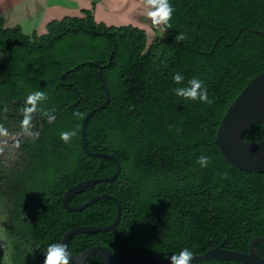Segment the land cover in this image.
<instances>
[{"label":"trees","instance_id":"16d2710c","mask_svg":"<svg viewBox=\"0 0 264 264\" xmlns=\"http://www.w3.org/2000/svg\"><path fill=\"white\" fill-rule=\"evenodd\" d=\"M169 3L174 12L162 24L164 40L151 42L137 26L96 22L93 10L52 21L40 36L7 28L0 14V134L14 140L10 159L0 153V186L11 189L5 227L18 241L33 239L34 230L61 242L73 228L115 220L112 200L81 212L61 202L69 187L117 170L110 159L88 156L80 143L82 119L106 100L97 65L107 66L110 101L88 120L86 143L91 152L115 156L121 172L74 195L69 205L106 193L119 200L122 215L106 233L72 236L69 251L78 255L101 245L118 263L133 255L171 257L184 248L200 255L219 245L248 252L252 239H264V174L237 169L215 144L229 106L264 71V35L250 31H264V0ZM176 73L183 85L174 82ZM192 78L204 82L212 103L176 94ZM35 91L47 99L27 117L26 100ZM65 131L76 132L68 143L60 139ZM244 140H264V122ZM202 155L209 158L206 167L197 162ZM34 210H44L35 225L22 221ZM254 249L264 256L261 242ZM85 264H101L100 257Z\"/></svg>","mask_w":264,"mask_h":264},{"label":"water","instance_id":"95a60500","mask_svg":"<svg viewBox=\"0 0 264 264\" xmlns=\"http://www.w3.org/2000/svg\"><path fill=\"white\" fill-rule=\"evenodd\" d=\"M241 31L242 30H240L239 33H241ZM250 31L264 35V31H259L256 29H251ZM110 63L111 57L109 58L108 65ZM94 64L97 65L96 63ZM97 66L99 69L98 78L105 90L106 100L100 106L88 111L82 119L80 143L83 151L88 156L110 159L115 162L117 170L110 177L87 179L69 187L61 196V202L67 211L81 212L99 200L108 199L112 200L117 205V214L115 220L107 226H79L67 231L60 242L66 246L67 241L72 236L79 234L106 233L110 230H113L119 224L122 215V206L119 200L115 196L106 193L95 195L80 206L69 205V200L74 195L89 187H93L96 184L112 182L119 176L121 172V163L115 156L106 152H91L88 150L86 143V125L88 120L96 112L103 110L110 101V91L105 79L103 78V70L107 66ZM81 99L82 98H80L76 103L80 102ZM51 120L53 121L54 119ZM262 122H264V71L254 77L245 86V88L229 106L220 122L215 144L219 148L226 162L244 172L264 174V140L257 142H246L244 140L245 134ZM23 135L24 134L22 133L21 136ZM10 142L12 143L14 140L12 139ZM255 242H261L264 245V239L261 237L251 240L249 243L248 252L226 249L223 247V245H219L203 254L194 255L192 258V263H201L211 259H221L225 261L239 262L241 264H264V256H261L254 249ZM67 251L73 264H85L87 260L96 255L100 257L101 264H170V257L156 255H133L118 263H115L112 251L109 248L101 245L93 246L78 255L72 254L68 247Z\"/></svg>","mask_w":264,"mask_h":264},{"label":"crops","instance_id":"0c3cea01","mask_svg":"<svg viewBox=\"0 0 264 264\" xmlns=\"http://www.w3.org/2000/svg\"><path fill=\"white\" fill-rule=\"evenodd\" d=\"M86 10H93L94 18L107 26H137L136 19L143 18V0H0L5 26H19L29 36L44 35L50 22L82 17Z\"/></svg>","mask_w":264,"mask_h":264},{"label":"clouds","instance_id":"9594fccd","mask_svg":"<svg viewBox=\"0 0 264 264\" xmlns=\"http://www.w3.org/2000/svg\"><path fill=\"white\" fill-rule=\"evenodd\" d=\"M146 5L151 9L148 13L154 25L167 24L172 18L174 8L169 3V0H145ZM177 40H183L182 35L177 36ZM175 83L183 85L184 76L176 73L173 76ZM178 96L190 100H199L203 103H212L208 96L207 87L202 80L192 78L187 82V85L178 87L174 90ZM47 99L45 92L35 91L28 95L26 104L31 107L25 108L27 117L35 112L40 102ZM54 119V117H49ZM76 135L75 131H65L60 134V139L65 143L70 142L71 138ZM201 167H206L209 163L207 156H200L197 161ZM193 252L188 249H182L178 254L170 257V264H192ZM44 264H71L70 255L67 251V246L60 242L50 243L45 253Z\"/></svg>","mask_w":264,"mask_h":264},{"label":"flooded vegetation","instance_id":"af4514ba","mask_svg":"<svg viewBox=\"0 0 264 264\" xmlns=\"http://www.w3.org/2000/svg\"><path fill=\"white\" fill-rule=\"evenodd\" d=\"M14 142L10 140H5L0 143V147L7 144L9 148H12ZM13 150V149H12ZM13 155V153H12ZM7 159V158H6ZM7 161H9L7 159ZM11 189L9 187H0V196L2 199L8 201V194ZM8 205V204H7ZM44 210H34L31 215L28 213L24 214L22 221L32 222L34 225L39 218L37 215L43 213ZM6 222H10L9 210L5 212V218L3 224V232L5 236L6 250H0V264H44L45 253L50 243H53L54 238H50L44 235L37 236L33 230L34 234H31L33 239L31 240H21L18 241V236H11L6 230ZM31 231V230H30Z\"/></svg>","mask_w":264,"mask_h":264},{"label":"rangeland","instance_id":"374dc122","mask_svg":"<svg viewBox=\"0 0 264 264\" xmlns=\"http://www.w3.org/2000/svg\"><path fill=\"white\" fill-rule=\"evenodd\" d=\"M151 9L146 5L145 0H143V18H137V22L134 24L141 27L142 29H145L147 34H148V42L151 41H163L164 40V33H163V28L162 24L160 25H154L151 18L149 17L148 13ZM95 21L100 23L101 21L99 19L95 18ZM120 23V22H119ZM106 24V23H104ZM109 25V24H106ZM7 140L0 134V143H3V141ZM6 153L8 156L7 158L10 159L12 156L13 150L12 148L10 149L9 146L4 145L3 147H0V153ZM0 187L5 188V185H1ZM7 201L2 199L0 196V250H6V244L7 242L5 241V236L3 232V222L5 218V212L9 208L7 205Z\"/></svg>","mask_w":264,"mask_h":264}]
</instances>
